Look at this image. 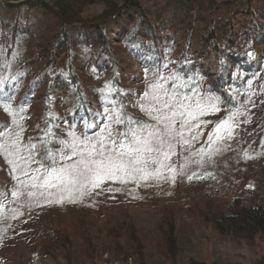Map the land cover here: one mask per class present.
I'll return each mask as SVG.
<instances>
[{
    "label": "trees",
    "instance_id": "1",
    "mask_svg": "<svg viewBox=\"0 0 264 264\" xmlns=\"http://www.w3.org/2000/svg\"><path fill=\"white\" fill-rule=\"evenodd\" d=\"M95 4L100 14L83 17ZM157 69L187 82L182 92L191 98L190 109L209 99L219 100L225 114L264 109V0H0V136L9 133L7 113L18 114L27 133L23 151L36 146L35 173L53 165L42 158L44 145L55 154L67 148L65 141L72 154L88 149L85 137L93 144L104 140L120 127L112 114L121 105L133 119L148 121L133 105L152 91ZM72 161L57 157L58 166ZM25 179L32 180L21 171L5 174L0 205H8V188ZM209 216L222 235L264 242V205L236 196ZM41 224L34 232L37 250L60 253L65 264H101V251L136 264H147L152 249L170 264L177 257L175 225L145 242L129 217L95 226L68 227L62 219ZM253 264H264V256Z\"/></svg>",
    "mask_w": 264,
    "mask_h": 264
},
{
    "label": "rangeland",
    "instance_id": "2",
    "mask_svg": "<svg viewBox=\"0 0 264 264\" xmlns=\"http://www.w3.org/2000/svg\"><path fill=\"white\" fill-rule=\"evenodd\" d=\"M101 11V5H91L83 17ZM193 105L186 118H177L189 128L170 157L140 165L147 176L121 174L93 188L68 174L63 179L49 175L54 168L72 170L79 164V156L62 166L53 164L46 173H35L38 162L25 167L35 173L32 180L8 188V205H0V264H65L60 253L43 255L35 246L34 232L49 219H62L73 227L79 222L95 226L97 221L129 217L145 242L160 239L162 230L175 225L178 250L174 264H190L191 260L253 264L264 256L261 239L249 243L222 235L209 218L211 212L224 211L227 201L236 196L244 204L264 205V128L258 127L264 125L263 106L253 114L238 116L225 114L217 99L197 100ZM6 117L9 133L0 136V180L11 171L20 173V156H28L23 151L25 123L11 110ZM63 151L72 152L70 146ZM147 256V264L172 263L156 249L148 250ZM101 260V264H136L133 257L120 262L105 251H101Z\"/></svg>",
    "mask_w": 264,
    "mask_h": 264
},
{
    "label": "snow or ice",
    "instance_id": "3",
    "mask_svg": "<svg viewBox=\"0 0 264 264\" xmlns=\"http://www.w3.org/2000/svg\"><path fill=\"white\" fill-rule=\"evenodd\" d=\"M186 84L178 73L164 76L161 70L157 69V82L151 85L152 91L144 93L146 99L142 103L133 105L149 117L148 121L142 118L133 119L121 105L120 111L112 114L114 125L120 127H113L104 140L96 144L85 137L88 147L86 154L84 150L66 154L59 149L53 154L47 145H44L42 158L51 160L53 164L57 163V157L68 161H72L74 156L81 158L72 170L64 167L54 168L49 175L55 174L57 178L63 179V175L68 174L69 178L82 179L86 186L91 185L93 188L121 174L129 178H133L137 173L147 176L145 168L140 165L146 167L149 163H158L161 157L168 159L174 147L183 140L184 130L189 128L184 120L177 119L186 118V113L191 108V98L182 92ZM197 107H200L198 102ZM60 143L69 147L65 141ZM35 147H29L28 156H20V171H23L25 176H31L25 171V167L38 162L32 154ZM148 156L152 159L149 160Z\"/></svg>",
    "mask_w": 264,
    "mask_h": 264
}]
</instances>
